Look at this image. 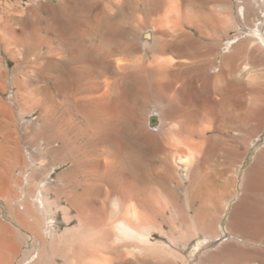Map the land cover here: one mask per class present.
<instances>
[{
    "label": "bare ground",
    "instance_id": "obj_1",
    "mask_svg": "<svg viewBox=\"0 0 264 264\" xmlns=\"http://www.w3.org/2000/svg\"><path fill=\"white\" fill-rule=\"evenodd\" d=\"M140 1L148 7L154 2ZM209 2L212 8L202 21L213 19L217 46L236 41L228 35L229 19L244 35L218 56L213 72L216 57L184 69L185 62L166 56L161 37L166 29L148 18L134 34L154 55L147 63L133 60L134 49L105 37H89V49L75 47L83 15L117 36L126 24L120 5L99 10L98 3L81 0H56L54 6L44 0H0V55L15 61L10 70L0 60V264H56V257L64 264H176L166 258V207L151 181L161 174L164 191L173 195L171 184L183 183L177 166L192 167L186 179L190 211L177 213L184 247L197 239L192 255L212 237L216 211L228 204L226 189L240 185L241 192L228 221L236 241L188 264H264V149L241 177L237 163L264 119V72L263 82L246 79L264 64V55L248 50L249 43L252 49L264 47V0ZM40 9L50 11L45 25L32 18ZM162 17L164 28L166 10ZM190 36H176L177 47L168 50L191 52L182 49ZM29 65L34 78L25 71ZM41 76L49 82L41 83ZM178 96L184 100L173 102ZM213 104L239 130L220 143L227 163L219 174H233L221 189L212 187L199 159L201 152L207 155L203 145L211 137L204 121ZM34 112L38 126L29 132L24 119ZM175 117L177 126L167 133ZM58 165L63 169L54 178ZM205 197L211 203L203 213L194 202Z\"/></svg>",
    "mask_w": 264,
    "mask_h": 264
},
{
    "label": "rangeland",
    "instance_id": "obj_2",
    "mask_svg": "<svg viewBox=\"0 0 264 264\" xmlns=\"http://www.w3.org/2000/svg\"><path fill=\"white\" fill-rule=\"evenodd\" d=\"M154 2L152 3L151 7L146 6V4H143L140 0H81V4L85 5H91V4H96L99 8V10H103L105 7H113L116 9L115 5L119 7L120 5V10L122 12L123 19L125 21V28L120 31V33L117 36L109 35L106 29L104 28L102 24H92L90 23V19L86 18L87 15H83L81 17L80 22H79V32L77 33V37L74 39V44L77 49H89L87 47V43L89 42V37L90 38H109L113 41V43L117 45H123L125 46L126 49H134L133 50V60L137 61L138 63H147L150 61L153 57L146 46H143L139 40H136L134 37L135 33H138L143 29L145 26V22L148 19L156 20L160 25H157V28L159 29H166L165 32L161 33V37L163 40L166 41V56H174L175 58L185 62V65H183L182 68L184 69H192V66H195L197 64H202L207 61L208 58L210 59H215L214 63L211 65V71H214V67L218 64V56L221 55L222 52L226 50H230L233 48V46L238 42L239 39L243 38V34L241 29H238L236 26V20L235 19H229L228 24V35L229 37L234 38L236 36V41H233L232 44L228 48H225L224 42L221 44H215L212 40L213 38V33H214V21L210 16H206V20H203V12H209V9L212 8L211 4H209L210 0H153ZM235 3V0H232ZM119 2V3H118ZM209 2V3H208ZM44 3L49 6H54L56 3V0H44ZM118 3V4H116ZM175 4H177V7L179 11L183 10L182 13H178L175 7ZM171 5V6H170ZM134 6V7H133ZM170 6V7H169ZM180 6V7H179ZM147 7V8H146ZM172 7H175L173 11L169 15L168 9H171ZM113 9V10H115ZM148 9V10H146ZM192 9V11H191ZM166 10V22L164 24V28L162 27L163 22H160V19H164L162 16L165 13ZM176 10V11H175ZM193 10L195 15L197 14L196 17L193 16ZM197 10V11H196ZM200 12V13H199ZM190 16H189V14ZM180 14V15H179ZM187 14V15H186ZM148 15V16H146ZM168 15V17H167ZM184 15V17L182 16ZM203 16V17H202ZM183 17V18H182ZM199 17V18H198ZM33 20L36 22H39L41 25H45L46 21L50 18V11L48 9H40L37 11V14L32 17ZM127 18V19H126ZM148 18V19H147ZM196 18V19H195ZM87 19V20H85ZM158 19V20H157ZM193 19V20H192ZM199 19V20H198ZM189 20V22H188ZM89 21V22H88ZM197 21V22H196ZM207 21V22H206ZM232 21V22H231ZM156 22V23H157ZM192 22V23H191ZM206 23V24H205ZM194 24V25H193ZM203 24V25H202ZM232 24V26L230 25ZM235 24V25H234ZM236 26V27H234ZM233 28V29H232ZM238 29V30H237ZM168 31L167 34L166 32ZM175 31V32H174ZM187 33L191 38L185 39V48L182 47V49H192L190 50L191 52H181V53H174V55L168 50V49H174L176 48V43H175V38L178 35H181L182 33ZM88 38V39H87ZM88 41V42H87ZM86 42V43H85ZM119 44H118V43ZM123 43V44H122ZM84 44V45H83ZM127 46H126V45ZM175 44V45H174ZM250 45L248 50L253 51L255 56L259 57V55H264V47L263 49H252L253 43H249ZM82 45V46H81ZM173 45V46H172ZM193 46V47H192ZM79 47V48H78ZM83 47V48H82ZM85 47V48H84ZM195 48V49H194ZM230 48V49H229ZM255 50V51H254ZM213 51V52H212ZM168 54V55H167ZM176 54V55H175ZM179 54V55H178ZM1 54L0 55V60L4 66L7 67V69H12L15 61L12 58L7 57V55ZM147 56V57H145ZM154 56V55H153ZM8 64V65H7ZM31 66V68H30ZM261 68V69H260ZM264 64H260L257 66L255 71H252L246 79L248 81H251L253 83H258V82H263L264 78L261 76V74L264 72ZM27 69V70H26ZM61 66L55 67V70L60 71ZM34 70L33 65H29L28 67L25 68V71L27 73L29 72L31 76L34 78ZM263 70V71H262ZM262 72V73H261ZM28 73V74H29ZM252 74V75H251ZM263 78V81H262ZM252 79V80H250ZM41 83H46L49 82L48 78L41 76L40 77ZM112 81V80H111ZM216 96V97H215ZM218 95H213L216 100L220 99V96ZM179 99V100H178ZM183 97L178 96L177 99L173 100V102L177 101H183ZM154 105V103L152 104ZM207 112V117H205L204 125L210 126L208 127L207 130V135H210V140L208 141L209 143H205L203 147L207 151L206 156H202L203 153L201 152L199 159H204L203 161V170L206 171V176L208 180L211 182L212 187L214 186L215 189H221L227 187L225 185V177L229 174L230 176L233 175L232 173H228L225 175V177L219 174V170L222 168V165H226L227 158L225 156V153L223 152V145L222 142L226 144V142L231 141V136L232 135H237L239 134V130L235 129L233 126H236V122L233 123L232 117L227 113V112H218L215 111V106L214 104L210 107L208 106ZM166 109H167V103H166ZM36 114L37 112H34L32 114H27L25 117V126L27 127V131L30 132V130L34 131L37 129L38 123H36ZM27 118V119H26ZM208 119V120H207ZM211 119V120H210ZM210 122L208 123V121ZM178 119L175 117L174 121H170L166 125V131L167 133L171 132L174 130L177 126ZM34 123V124H33ZM229 130V131H228ZM31 131V132H32ZM258 132V134H257ZM253 134L251 138H249L247 141L249 142V148H242V161L239 163L241 157H239V161L237 163L241 166L240 168V173L239 177L243 175V173L246 171V169L252 164L254 160V156L257 154V152L260 149H264V119L262 121V124L260 128ZM230 138V139H228ZM256 138V139H255ZM253 145H251L252 141ZM212 143L211 146H209ZM226 141V142H225ZM255 142V143H254ZM217 143V144H216ZM221 143V144H220ZM223 143V144H224ZM224 144V145H225ZM218 145V146H217ZM207 146V147H206ZM215 146L216 148H211ZM256 146V148H255ZM213 150V151H212ZM217 154V155H216ZM223 154V155H221ZM254 155V156H253ZM222 156V157H221ZM156 157V156H155ZM157 160V161H156ZM221 160V161H220ZM208 161V162H207ZM225 161V162H224ZM154 166L155 169L160 166V158L158 156L156 158H153ZM237 164V165H238ZM194 165V162L192 163ZM216 165V166H215ZM59 166V167H58ZM55 166L53 171L52 177L55 178V176L63 169V166L58 165ZM191 166H186L183 168V166H177L176 170V175H181L182 176V181L183 183L180 184L181 186H177L176 184L172 183L171 186L174 188V193L173 195L168 193L167 191H164L163 188V183H162V178L163 176L160 174H157L153 177L151 186L156 187V195L158 199L165 205V216H166V223H165V228L166 229V258L168 260H171L172 262H175L176 264H183L185 261L186 264L192 260V258L196 259V256L198 255H203L204 252L206 251H211L215 252L220 250L225 244L227 243H234L236 239L230 236V228L228 227V221L230 217V213L232 211L233 205L237 203L238 201V196L240 195V185H229L230 187L226 189L227 194H228V204L224 205L222 204V208L218 209L216 211L217 219L218 222L213 228V235L209 239H206L203 242V245L200 248V251L197 253V255H192L190 253V249L193 246V244L196 242L197 239H193L191 243L187 244L185 246V240H181L179 236V231L182 229V227L179 226L178 224V212H189L190 211V201H189V195L187 194L186 191V179L191 175ZM217 167V168H216ZM169 173L166 171V181L169 178ZM162 176V177H161ZM160 177V178H159ZM158 178V179H157ZM162 179V180H161ZM218 179L219 182H218ZM222 182V183H221ZM157 183V184H156ZM160 185H159V184ZM162 184V186H161ZM222 184V185H221ZM232 187V188H231ZM238 189L237 195H234V190ZM174 196L177 198L175 200V203L172 206V201L174 202ZM207 199V200H206ZM204 200V201H203ZM204 202V203H203ZM172 203V204H171ZM211 200L209 197H205L202 199V202H194V204L197 206H200L202 209V212L205 213V211H208V206L207 204H210ZM203 204V205H202ZM203 206V208H202ZM175 213V214H174ZM58 216H60V211L58 212ZM176 218V219H175ZM170 226V228H169ZM176 226V227H174ZM178 228V229H176ZM169 231V232H168ZM178 234V235H177ZM202 238V237H201ZM158 237L156 238V240ZM159 239H161L159 237ZM213 242V243H212ZM211 243V244H210ZM264 245V243H263ZM215 250V251H214ZM202 253V254H201ZM192 256H191V255ZM205 254V253H204ZM183 258L185 259L183 261ZM56 264H64L62 259L60 257H56ZM189 262H188V261ZM106 264V262L101 261L100 264Z\"/></svg>",
    "mask_w": 264,
    "mask_h": 264
}]
</instances>
